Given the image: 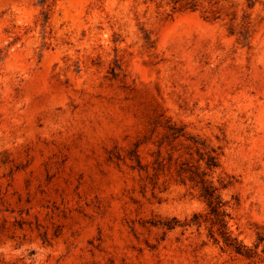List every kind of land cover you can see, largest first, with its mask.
<instances>
[{"label":"clouds","instance_id":"obj_1","mask_svg":"<svg viewBox=\"0 0 264 264\" xmlns=\"http://www.w3.org/2000/svg\"><path fill=\"white\" fill-rule=\"evenodd\" d=\"M0 264H264V0H0Z\"/></svg>","mask_w":264,"mask_h":264}]
</instances>
